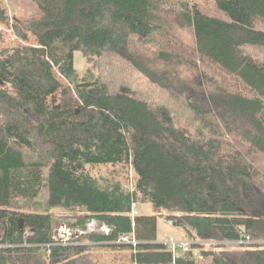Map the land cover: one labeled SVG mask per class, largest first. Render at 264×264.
I'll use <instances>...</instances> for the list:
<instances>
[{"label":"trees","instance_id":"obj_1","mask_svg":"<svg viewBox=\"0 0 264 264\" xmlns=\"http://www.w3.org/2000/svg\"><path fill=\"white\" fill-rule=\"evenodd\" d=\"M30 1L31 17L0 6L17 36L0 47V264H95L100 244L133 264H198L196 250L264 264V215L246 201L264 197V0H216L224 18L190 0ZM175 8L194 48L163 24ZM93 220L107 230L88 231ZM159 220L190 249L168 250ZM61 225L84 234L55 241Z\"/></svg>","mask_w":264,"mask_h":264},{"label":"rangeland","instance_id":"obj_2","mask_svg":"<svg viewBox=\"0 0 264 264\" xmlns=\"http://www.w3.org/2000/svg\"><path fill=\"white\" fill-rule=\"evenodd\" d=\"M192 5L197 4L202 11H205L209 14H212L214 16L224 18L226 17L223 12H220L216 9V0H190ZM19 5L23 13L31 17L33 16L37 8L36 6L30 1V0H0V6L2 8H5L9 13L10 11V5ZM12 9V6H11ZM181 13V8H175L173 11L168 12L167 14L163 15L161 13V16L164 19L163 24L165 25V28L169 30L171 34H173L177 39H179L182 43L187 45L190 48H194L195 46V40L193 31L190 27L186 26L181 21V16L179 15ZM36 15V14H35ZM167 15V16H166ZM166 17V18H165ZM30 36V42L31 44H35L36 40L35 38L29 33ZM17 41V36L15 35L14 31L10 27H3L0 25V47H15L14 42ZM18 44V43H16ZM75 64L80 71V74L83 75L86 73L88 67L90 64L87 62L86 59L83 58L82 54L80 52L75 53ZM62 83V80H59L58 86H60ZM29 115L36 119V117L29 113ZM111 168L108 166H99V167H92L90 169L91 172H93L95 175L105 178L111 177ZM134 173L130 169H125V171L118 177H116L117 181H120L125 188H128V186H131L132 177ZM48 198V192L46 190V187L41 192V195L39 197V200L46 202ZM247 202H250L252 206L247 204V208L249 210V213L252 215H264V197L261 195L253 196L251 193H248L247 195ZM151 206V205H150ZM149 204H139L138 207H136L135 211L136 213L140 215H148L151 214V208ZM50 213L59 215L62 213L59 209H50ZM95 223L88 222L86 225V229L89 231L96 230L103 231L107 229L106 226H104L103 223L99 222L98 220H93ZM158 227H159V241L163 242L165 240H176V241H186L185 239V231H183L182 228H174L170 226L168 223H166L163 220L158 221ZM93 224V225H92ZM66 228H65V227ZM63 227L60 231L59 229ZM78 229L75 226H69V225H61L58 228V231L53 234V236H57L58 239H63L64 241L68 242H75L79 237H82L81 234L78 233L79 230H75L74 232L68 233V229ZM60 234V236L58 235ZM218 241H212L209 240L207 243H217ZM253 242V241H252ZM254 243V242H253ZM81 244V242H80ZM82 244H85V242H82ZM109 244L104 245H98L94 249V263L95 264H133L132 262V251L129 248L126 247H115V246H108ZM195 257L197 258L196 261L198 264H210L211 259L201 256L200 252L196 250Z\"/></svg>","mask_w":264,"mask_h":264},{"label":"built area","instance_id":"obj_3","mask_svg":"<svg viewBox=\"0 0 264 264\" xmlns=\"http://www.w3.org/2000/svg\"><path fill=\"white\" fill-rule=\"evenodd\" d=\"M65 227V226H64ZM63 227H61L60 229H59V231L62 229ZM66 228V227H65ZM107 230V229H106ZM105 230V231H106ZM75 231V229H68V233L70 234L71 232H74ZM89 231V230H88ZM78 233L79 234H84V232L81 230V231H78ZM58 235L60 236V234L58 233ZM61 237V236H60ZM53 239L55 240V241H57L58 240V238H57V236H53ZM61 239V238H60ZM59 239V240H60ZM62 240V239H61ZM122 240H126V238H123ZM238 243H251V239H250V237L249 236H247V237H245L244 239H242L240 242H238ZM163 244H164V246L168 249V250H170V251H172L173 252V254H176L179 250H184V251H186V250H189L190 249V247H191V245L193 244L192 242H186V241H176V240H173V239H171V240H165V241H163Z\"/></svg>","mask_w":264,"mask_h":264},{"label":"bare ground","instance_id":"obj_4","mask_svg":"<svg viewBox=\"0 0 264 264\" xmlns=\"http://www.w3.org/2000/svg\"><path fill=\"white\" fill-rule=\"evenodd\" d=\"M149 39V38H148ZM153 40V39H152ZM150 41V40H149ZM211 61V60H210ZM149 63V62H148ZM212 70V69H211ZM238 71V70H237ZM217 72V71H216ZM214 73V72H213ZM212 79V78H211ZM238 86V85H237ZM163 93V92H162ZM158 94H159V92H158ZM164 94V93H163ZM166 96V95H165ZM168 96V95H167ZM165 98V97H164ZM166 98H168V97H166ZM146 99V98H145ZM144 100V99H143ZM148 100V99H147ZM202 111V110H201ZM258 115V114H257ZM223 120V119H222ZM226 125V124H225ZM227 131V130H226Z\"/></svg>","mask_w":264,"mask_h":264}]
</instances>
